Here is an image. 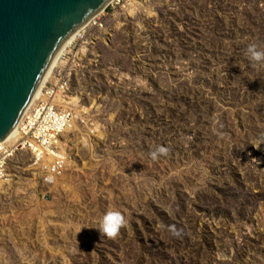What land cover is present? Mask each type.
I'll return each instance as SVG.
<instances>
[{
	"label": "rangeland",
	"instance_id": "obj_1",
	"mask_svg": "<svg viewBox=\"0 0 264 264\" xmlns=\"http://www.w3.org/2000/svg\"><path fill=\"white\" fill-rule=\"evenodd\" d=\"M96 23L61 56L86 123L64 176L22 153L0 186V264H264V0H118Z\"/></svg>",
	"mask_w": 264,
	"mask_h": 264
},
{
	"label": "water",
	"instance_id": "obj_2",
	"mask_svg": "<svg viewBox=\"0 0 264 264\" xmlns=\"http://www.w3.org/2000/svg\"><path fill=\"white\" fill-rule=\"evenodd\" d=\"M111 0H0V142L65 41Z\"/></svg>",
	"mask_w": 264,
	"mask_h": 264
},
{
	"label": "built area",
	"instance_id": "obj_3",
	"mask_svg": "<svg viewBox=\"0 0 264 264\" xmlns=\"http://www.w3.org/2000/svg\"><path fill=\"white\" fill-rule=\"evenodd\" d=\"M78 37L69 47V54L76 44L84 43L86 30ZM67 54L59 60L48 82L19 122L14 135L0 142V186L12 182L10 164L22 153L32 156L33 167L41 174L45 186L54 185L64 176L69 156L63 139L76 125L86 124L80 111L70 107L68 92L71 76L66 71Z\"/></svg>",
	"mask_w": 264,
	"mask_h": 264
},
{
	"label": "clouds",
	"instance_id": "obj_4",
	"mask_svg": "<svg viewBox=\"0 0 264 264\" xmlns=\"http://www.w3.org/2000/svg\"><path fill=\"white\" fill-rule=\"evenodd\" d=\"M249 53L251 54L250 59L255 62H262L264 61V52H260L256 50L255 45H252L248 49ZM168 152V149L164 147H157L155 151L150 153V158L155 161L158 156L161 155H166ZM51 180L52 178L49 177ZM126 226V220L124 216L119 213V212H108L106 213L100 224H99V229L98 232L101 236H106L107 238H116L119 233L121 228ZM174 233L176 235H179L178 232H175L173 229Z\"/></svg>",
	"mask_w": 264,
	"mask_h": 264
},
{
	"label": "bare ground",
	"instance_id": "obj_5",
	"mask_svg": "<svg viewBox=\"0 0 264 264\" xmlns=\"http://www.w3.org/2000/svg\"><path fill=\"white\" fill-rule=\"evenodd\" d=\"M116 0H111L109 2V4L107 5L110 6L112 5ZM106 7V8H107ZM104 9H102L98 14H96L94 17H92L88 23H86L81 29L75 31L66 41L65 43L62 45V47L60 48V50L58 51V53L56 54L55 58L53 59L49 69L47 70L46 72V75L44 76L40 86L38 87L36 93L34 94L30 104L28 105V107L25 109V111L23 112L21 118L19 119V122L22 120L24 114L26 113V111L29 109V107L31 106L32 102L36 99V97L40 94V92L42 91V89L44 88L45 84L48 82L50 76L52 75V72L54 70V68L56 67V65L58 64L59 62V59L61 58L62 54L65 52L64 50L73 42V40L77 37V35L80 33V31H82L84 28H86V26H89V25H93V26H96L97 23L95 22V20L104 13ZM95 22V23H94ZM19 122L17 123V125L15 126V128L13 129V131L10 133V135L6 138V139H10L12 137V135H14L15 131H16V128L19 124Z\"/></svg>",
	"mask_w": 264,
	"mask_h": 264
}]
</instances>
